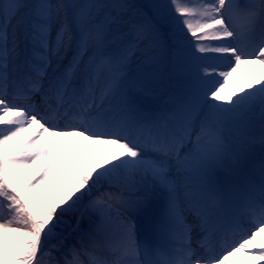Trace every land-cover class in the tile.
<instances>
[{"label": "snow or ice", "instance_id": "snow-or-ice-1", "mask_svg": "<svg viewBox=\"0 0 264 264\" xmlns=\"http://www.w3.org/2000/svg\"><path fill=\"white\" fill-rule=\"evenodd\" d=\"M242 64L261 74L237 90ZM257 116L264 0H0V264H262L264 135L242 182L220 175L249 168Z\"/></svg>", "mask_w": 264, "mask_h": 264}, {"label": "bare ground", "instance_id": "bare-ground-1", "mask_svg": "<svg viewBox=\"0 0 264 264\" xmlns=\"http://www.w3.org/2000/svg\"><path fill=\"white\" fill-rule=\"evenodd\" d=\"M146 0H131V2L136 3L138 5H147L145 3ZM152 3L154 0L151 1ZM241 2H244V0H241ZM216 64H221V61L216 60ZM223 66V65H221ZM261 74V68L259 65H246L241 66L240 70L237 73V76L234 77V79L238 80V83L240 84L243 81H246L248 76H251L253 79H257L260 77ZM179 88L178 83L174 80L173 88H170L168 90V94H171L173 92H176ZM235 88L238 90L239 86H235ZM0 127H3V125H0ZM35 128V126H33ZM246 132V138H254L257 142L259 141V138L261 135H264V127H262L258 116L254 118L248 127L245 129ZM27 135V133H25ZM60 146L62 150L64 151V154L73 161V163L80 169H86L90 164H98L103 161L104 153L101 151V147L97 145H93L90 141L84 140L82 137H66V138H60ZM261 157V149L255 151L251 156V161L249 163V168H246L244 172L240 174H231L228 172H221L220 175L225 179L229 180V183H235L241 182L244 180L245 176L249 173L251 167L253 164H258ZM258 161V162H257ZM43 165L45 164V161L42 159ZM42 165V166H43ZM63 167V166H61ZM40 169V168H39ZM38 168H35L34 171H39ZM44 194L41 193V196ZM158 201H153V205H156ZM68 220V218H65ZM142 219V214L138 218L139 224L140 220ZM67 230V225H62L61 229H58V231ZM55 241L53 240L52 243ZM247 256H245L242 253L237 254V258L240 260H245Z\"/></svg>", "mask_w": 264, "mask_h": 264}, {"label": "rangeland", "instance_id": "rangeland-1", "mask_svg": "<svg viewBox=\"0 0 264 264\" xmlns=\"http://www.w3.org/2000/svg\"><path fill=\"white\" fill-rule=\"evenodd\" d=\"M152 0H146L145 1V3L147 4V5H149V4H151L152 2H151ZM198 2V0H191V3L192 4H195V3H197ZM71 55V53H69V56ZM206 63H213V64H216V60H206L205 61ZM251 64H249V66H250ZM241 66H243V64L241 65ZM244 66H246V65H244ZM173 84H174V80L173 81H168L167 79H165L164 80V82L162 83V85H161V93L162 94H164V93H167V91L170 89V88H173ZM239 86L240 84L238 83V80H236V79H233V81L231 82V86L233 87V88H235V86ZM260 149V145H259V143L257 142V143H255V145L253 146V150H252V154L255 152V151H257V150H259ZM252 156V155H251ZM252 159H251V157H250V161H251ZM259 161V160H258ZM257 161V162H258ZM42 165H43V163H42V160H40L39 161V163L35 166V168H41L42 167ZM158 205H159V201L157 202V204L155 205V207H158ZM142 214V213H141ZM146 216H150V214H148V215H146ZM145 223L147 224V222L145 221ZM244 262H245V264H248V257L244 260ZM262 264H264V262H262Z\"/></svg>", "mask_w": 264, "mask_h": 264}]
</instances>
